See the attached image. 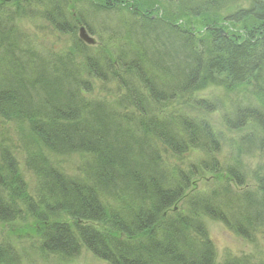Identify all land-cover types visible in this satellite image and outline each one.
I'll use <instances>...</instances> for the list:
<instances>
[{
    "label": "trees",
    "instance_id": "1",
    "mask_svg": "<svg viewBox=\"0 0 264 264\" xmlns=\"http://www.w3.org/2000/svg\"><path fill=\"white\" fill-rule=\"evenodd\" d=\"M44 1L0 0V119L14 123L22 142L0 143V222L30 217L43 251L71 260L87 248L110 264H215L207 218L258 241L264 235V0H176L169 6L174 18L91 0L95 11L125 16L120 27L101 21L100 31L86 15L66 12L68 0ZM39 3L46 5L34 11ZM23 12L40 14L72 43L52 52L35 48L20 25ZM181 15L202 17L205 31L179 23ZM80 23L102 43H85ZM94 82L102 94L89 96ZM210 87L238 97L196 96ZM227 102L224 125L238 135L229 144L231 162H222V133L184 107L215 112ZM176 104L181 110L167 111ZM44 148L80 155L77 172L65 171ZM197 149L204 156L190 160ZM23 150L37 179L35 194L21 170ZM208 173L216 178L200 188L208 193L191 192ZM249 183L256 187L234 188ZM0 264H20L7 240ZM223 264L255 263L247 256Z\"/></svg>",
    "mask_w": 264,
    "mask_h": 264
},
{
    "label": "rangeland",
    "instance_id": "2",
    "mask_svg": "<svg viewBox=\"0 0 264 264\" xmlns=\"http://www.w3.org/2000/svg\"><path fill=\"white\" fill-rule=\"evenodd\" d=\"M42 1V0H40ZM44 1V0H43ZM46 1V0H45ZM44 1V2H45ZM89 1L91 0H68L67 6H66V12H71L74 17L80 12L84 15H86V20L89 22V24L92 26V28L101 30L100 28L103 26L99 25L101 21L103 22H109L113 26L117 25V27H120L121 24H123L122 17H125L120 13V10H116L113 12V10L110 11H98L93 10L91 7H88ZM98 2L106 3L107 0H93ZM121 2L120 6L127 10L130 8H136L142 12H148L151 16H170L173 15V5H175L177 2L176 0L167 1L163 0L160 2V0H117ZM47 2V1H46ZM26 3V2H25ZM24 3V5H26ZM50 3V2H47ZM40 5V6H38ZM45 3L43 4H35V10L39 11L42 10L43 7H45ZM172 6V7H169ZM118 7V6H117ZM120 8V7H119ZM172 9L173 12H170ZM36 13V12H33ZM33 13L26 12L22 13L20 18V25L22 26L23 31H25L27 34L29 33L31 38H35L32 44H34L35 48L45 49L52 52V50H59L63 49L65 47H68L72 41L71 37L68 34H62L58 32L54 26L46 21L44 18H42L39 14V16L33 15ZM30 14V15H29ZM175 15L172 16L174 18ZM182 17V20H181ZM184 20V23L187 24V26L193 28L194 30H200L205 31L204 21L202 17L198 18H190L186 19L183 15L179 17L177 20L179 23ZM209 21L206 19L205 23H208ZM126 25V24H125ZM82 26H85L84 24H79V30H78V36L81 37L80 34V28ZM123 26V25H122ZM122 29V28H120ZM232 30H235L231 26ZM85 33L89 36V39H83V41L87 44L98 46L99 42H101L100 37L98 34H91L86 28ZM26 35V34H24ZM27 36V35H26ZM83 38V37H82ZM93 39V40H92ZM92 40V41H90ZM81 62V61H80ZM82 63V62H81ZM94 81V80H93ZM102 87L100 86L99 82H94V91L93 93L89 94V96H95L97 94H102L100 90ZM228 94V93H227ZM224 91V89L221 87L214 88L210 87L207 89H204L202 91H199L196 93L197 97H205V98H216L218 96H221L223 98H232L238 97V94L236 92L229 93L227 95ZM179 105V104H176ZM176 105H170L168 108V112L172 114L176 113L175 111L181 110V105L177 107H171ZM188 107H184V109L187 110V114L190 116H204L208 118L212 124L214 125L215 129L220 131L223 135V137L226 139L222 143V152L218 153V157L222 162H229V156L231 155V149H230V143L234 144L233 137L238 135V132L229 131L225 125H224V117L223 112L226 111L227 107L230 108V104L227 105L224 103V107L222 106V109L216 110L215 112H208L201 108H193L191 105L186 104ZM248 129H246L247 131ZM20 135V133H19ZM18 129L12 122H6L0 119V143H6V145L16 143L17 145L19 143H22L18 141ZM9 138V139H8ZM19 142V143H18ZM14 148V147H13ZM23 149V148H22ZM47 155H49V158L60 165L65 171L68 173H76V167L79 164L80 160L82 159L80 155L74 154L71 156H59L54 153L49 152L46 148H44ZM194 151V152H193ZM190 154V160L198 161L201 159L204 154L201 150H193ZM24 150L22 152H17V155L20 160L21 170L24 174L25 179L28 182L29 191L31 194H35L36 190V184L37 179L34 173L27 168L25 158H24ZM231 162V161H230ZM254 165V163H253ZM76 170V172H75ZM192 177L191 180H194V184H192L191 192L196 191L199 189L200 194H207L206 190H201L205 182H213L216 178L211 174H205V177L199 178ZM218 180V178H217ZM219 181V180H218ZM222 182V181H221ZM248 187V188H247ZM254 183H249L245 188H240L238 186H234V188H238L239 191L247 190L251 188H255ZM190 192V193H191ZM189 193V194H190ZM180 206V204H179ZM206 223L209 229V233L212 237V239L215 242L216 246V261L215 264H223L225 259H230L232 257H247L249 256V259L252 263L255 264H264V235L261 234L256 242H250L242 238L241 236L237 235L235 232L229 230L222 222L212 219H206ZM31 228L35 227L33 225V220L28 217L25 219H20L12 223H1L0 222V244L6 243V240L9 241L10 245L16 250L19 258H20V264H110L108 261L101 259L97 257L95 254H93L90 250L87 248H83L81 253L77 255L75 258L71 260H66L61 258L57 254H52L46 251H43L40 246V240L39 236L36 235L33 231V229H28L26 232L25 230H22L24 228ZM255 241V240H254Z\"/></svg>",
    "mask_w": 264,
    "mask_h": 264
},
{
    "label": "water",
    "instance_id": "3",
    "mask_svg": "<svg viewBox=\"0 0 264 264\" xmlns=\"http://www.w3.org/2000/svg\"><path fill=\"white\" fill-rule=\"evenodd\" d=\"M85 31H86V27H85V26H82V27L80 28L81 38L83 37V39L88 40V39H89V36L85 33ZM92 40H93V39H92ZM92 40H90V41H92ZM92 42H93V41H92Z\"/></svg>",
    "mask_w": 264,
    "mask_h": 264
}]
</instances>
